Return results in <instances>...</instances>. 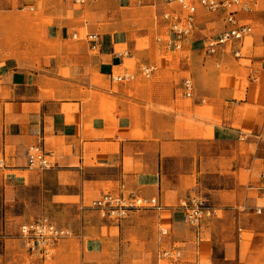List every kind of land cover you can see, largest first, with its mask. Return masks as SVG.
Returning a JSON list of instances; mask_svg holds the SVG:
<instances>
[{"label":"crops","instance_id":"1","mask_svg":"<svg viewBox=\"0 0 264 264\" xmlns=\"http://www.w3.org/2000/svg\"><path fill=\"white\" fill-rule=\"evenodd\" d=\"M62 2L0 0V264H160L169 249L182 252L176 264H264V214L254 212L264 208V0L240 15L253 33L212 57L204 45L226 31L223 14L200 9L176 50L164 15L182 9L168 0H94L73 20ZM40 4L43 15L22 16ZM145 9L155 13L154 39L136 31ZM90 34L100 36L97 50ZM182 52L200 53L201 67L171 68ZM145 65L157 67L149 80ZM122 75L136 79L114 81ZM31 146L53 168L28 169ZM195 191L221 212L197 228L177 208ZM108 192L157 198L164 209L105 221L86 205ZM44 216L59 226L71 216L78 235L48 259L19 237L22 223Z\"/></svg>","mask_w":264,"mask_h":264},{"label":"built area","instance_id":"2","mask_svg":"<svg viewBox=\"0 0 264 264\" xmlns=\"http://www.w3.org/2000/svg\"><path fill=\"white\" fill-rule=\"evenodd\" d=\"M94 0H74L80 7H85ZM169 5L177 4L182 12L173 11L164 15L169 24L173 36V44L176 50L183 48L186 38L192 36L197 29V15L200 9L210 14H223L227 29L217 38L207 40L204 51L207 56H215L220 49L232 41H241L253 33V27L249 23L240 20L241 14L253 11L249 0H168ZM74 38H76L74 36ZM87 40L91 43L92 50H97L100 45V36L90 34ZM237 56L239 54L237 53ZM157 67L154 65L141 66L140 74L149 80L153 77ZM119 83L131 82L136 79L135 75H122L113 78ZM185 96L192 98L194 94L193 80H184ZM27 167L30 170L46 171L53 168V162L46 152L39 146H31L27 152ZM0 168H4V159L0 155ZM262 185L260 191L264 196V174L261 175ZM97 212L105 221L121 222L135 212L162 211L164 207L157 198H145L134 193L128 195L123 193L108 192L93 200L89 206ZM177 208L184 215V222L192 227H200L205 220L219 216L218 211L210 205L208 199L194 192L192 196L183 200ZM249 209L245 208V211ZM256 215L264 214V208H256ZM162 236H168L166 229L161 230ZM74 232L68 228L59 226L50 217H41L20 225L19 237L24 247L32 256L48 259L52 257L58 243L73 238ZM182 258V252L175 249L165 250L161 253L160 264H176Z\"/></svg>","mask_w":264,"mask_h":264},{"label":"rangeland","instance_id":"3","mask_svg":"<svg viewBox=\"0 0 264 264\" xmlns=\"http://www.w3.org/2000/svg\"><path fill=\"white\" fill-rule=\"evenodd\" d=\"M61 1H63L62 4H61L62 6H64V5L67 6V8H66V12H67V17L66 18H67V20H73L74 19L73 18L74 17V10L75 9L76 10H80L82 8H80L79 6H73L72 3H71V0L70 1L69 0H61ZM31 7L32 6H30L26 11L21 12V14H22L23 17H27V18L30 17L31 18V17L35 16L37 18V17H40L41 15H43V13L45 11H47V9H45L44 7H42V5L39 6L38 9H36L35 11H32L31 10ZM145 10H146L145 11V15L142 14L144 17H141V19L138 20V24L136 26L137 27L136 28V31H138V32L148 31V32H150V35H151L149 38L150 39L151 38L154 39L156 35L158 36V33L157 32L160 31L159 30V27L155 23V21H156L154 19L155 18V13L153 11H152V13H149V10L148 9H145ZM136 12H137V10H136ZM54 19H55L54 17H51L50 16V18H46V19L44 18L43 21H45V22H47L49 24H53ZM21 36H24V35H21ZM23 42H24V40H23ZM153 43H155V41ZM0 54H1L0 55V58H2L3 56H6L8 54V51H6L5 53H2V50H0ZM174 55H177L176 56L177 62L171 68H187V67L200 68L201 65L203 64V61H204V59H203V57H202V55L200 53H197V54H194V55L192 54L193 58H190V59H188V57H189L190 54H188V56L185 57L184 59H179L181 56L187 55V53L184 54L182 52L181 54H174ZM174 58H175V56L174 57L171 56V57H167L166 59L172 61ZM187 76H189V75H187ZM147 83H149V82H147ZM229 150L232 151L233 148L232 149L229 148ZM101 174H106V173L101 171ZM110 189H111V187L109 186L105 190H110ZM202 195L206 197V194L205 193H202ZM208 202L210 203V205H212L211 204V201L209 199H208ZM88 206H89V203H87L86 209L89 210V211H93L92 209L88 208ZM218 213H219V215L221 214V212H219V211H218ZM5 215H6L5 214V206H4V204L2 202V199H1V177H0V224H3V222L5 221V219H6V216ZM36 218H38V217H36ZM55 222L58 223L56 220H55ZM73 222H74L73 221V218L71 216H67L61 222V226L67 227L71 231H73L74 232V235H75V238H76V237H78L77 232H76V228H77L76 225H75V228H74V225H71V227H70V225H68V223H73ZM58 224L60 225V222Z\"/></svg>","mask_w":264,"mask_h":264}]
</instances>
